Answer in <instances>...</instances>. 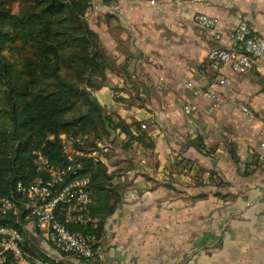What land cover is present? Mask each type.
I'll list each match as a JSON object with an SVG mask.
<instances>
[{"label":"crops","instance_id":"crops-1","mask_svg":"<svg viewBox=\"0 0 264 264\" xmlns=\"http://www.w3.org/2000/svg\"><path fill=\"white\" fill-rule=\"evenodd\" d=\"M115 5L87 18L120 71L93 95L114 125L124 121L154 147L110 130L101 162L125 189L99 247L114 264H264V60L244 75L208 62L213 47L233 46L241 21L264 37V0ZM197 13L218 19L215 31L197 27ZM42 233L29 224L28 245L50 253Z\"/></svg>","mask_w":264,"mask_h":264},{"label":"trees","instance_id":"trees-1","mask_svg":"<svg viewBox=\"0 0 264 264\" xmlns=\"http://www.w3.org/2000/svg\"><path fill=\"white\" fill-rule=\"evenodd\" d=\"M18 1L21 10L13 13L0 0V91L8 106L0 109V199L14 196L21 202L16 183L28 182L34 174V151H41L54 167L68 165L61 134L89 136L93 146L107 141L111 129L120 128L130 140L148 148L154 144L146 141V134L134 135L132 126L124 121L114 125L97 104L93 92L106 84L108 72L120 71L85 17L87 3ZM201 142V137L194 141L197 149ZM232 157L238 162L234 149ZM75 159L84 164L81 174L90 175L88 208L94 222L78 229L95 232L100 239L107 218L122 200L125 185L114 181L101 161ZM11 218L0 211V224L20 227Z\"/></svg>","mask_w":264,"mask_h":264},{"label":"built area","instance_id":"built-area-1","mask_svg":"<svg viewBox=\"0 0 264 264\" xmlns=\"http://www.w3.org/2000/svg\"><path fill=\"white\" fill-rule=\"evenodd\" d=\"M80 1L87 3L86 18L104 6L111 11H118L115 0L110 4H105L104 0ZM193 19L197 27L210 31H215L219 22L203 13L195 14ZM221 38L219 33H214L216 42H220ZM231 38V48L215 46L210 50L208 62L212 71L220 74L225 66H229L233 73L244 75L257 61L264 60V37L257 35L247 22L241 21ZM219 82L224 86L229 83L227 78H221ZM213 87L210 86L209 95H214ZM186 110L189 112L194 107H186ZM244 111L248 112L246 108ZM68 138H60L67 166L54 167L41 151H34V174L28 182L19 180L16 183V194L23 200L20 202L14 196L0 199L1 213L11 215L12 220L20 223V227L9 223L0 224V264H60L63 257L78 263L114 264L106 259V251L99 247L100 239L95 232L85 233L78 229L88 224L94 225V222L88 208L91 204L88 188L90 175L81 174L84 164L75 159L89 157L95 162L102 161L103 155L109 150V144L98 141L92 146L91 137L75 136L71 140L77 148L70 150L66 144L70 141ZM29 224L43 230L42 239L50 253L33 250L26 244Z\"/></svg>","mask_w":264,"mask_h":264},{"label":"rangeland","instance_id":"rangeland-1","mask_svg":"<svg viewBox=\"0 0 264 264\" xmlns=\"http://www.w3.org/2000/svg\"><path fill=\"white\" fill-rule=\"evenodd\" d=\"M3 4L7 10H10L13 13H18L21 10V5H20L18 0H3ZM6 54L8 56H10L9 53H6ZM0 90H3V89H1V87H0ZM7 107L8 106L4 103V99L2 98V92L0 91V109H4ZM67 137H68L67 135L61 134L59 138H67ZM74 137L75 136L68 138V139H70V141H67V143H66L70 150L77 148L76 145L72 144L73 141L71 139H73ZM51 139H54V137L51 136Z\"/></svg>","mask_w":264,"mask_h":264}]
</instances>
